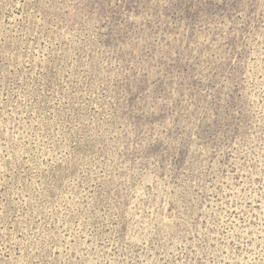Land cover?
<instances>
[{"label": "rangeland", "instance_id": "obj_1", "mask_svg": "<svg viewBox=\"0 0 264 264\" xmlns=\"http://www.w3.org/2000/svg\"><path fill=\"white\" fill-rule=\"evenodd\" d=\"M0 264H264V0H0Z\"/></svg>", "mask_w": 264, "mask_h": 264}]
</instances>
